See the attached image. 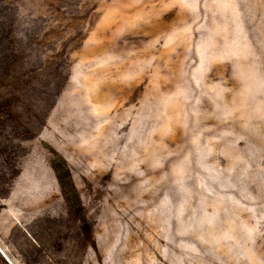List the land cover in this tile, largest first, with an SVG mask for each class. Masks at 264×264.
I'll return each instance as SVG.
<instances>
[{
	"label": "rangeland",
	"instance_id": "374dc122",
	"mask_svg": "<svg viewBox=\"0 0 264 264\" xmlns=\"http://www.w3.org/2000/svg\"><path fill=\"white\" fill-rule=\"evenodd\" d=\"M0 264H264V0H0Z\"/></svg>",
	"mask_w": 264,
	"mask_h": 264
},
{
	"label": "trees",
	"instance_id": "16d2710c",
	"mask_svg": "<svg viewBox=\"0 0 264 264\" xmlns=\"http://www.w3.org/2000/svg\"><path fill=\"white\" fill-rule=\"evenodd\" d=\"M51 165L65 198L67 208L77 217L79 221H81V223L86 222V218L81 214L82 210L79 207V199L75 197V194L73 197V193H71L73 191L72 176L69 172L67 163L59 155L55 154V158L52 160Z\"/></svg>",
	"mask_w": 264,
	"mask_h": 264
}]
</instances>
